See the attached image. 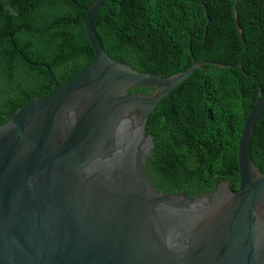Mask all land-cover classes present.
<instances>
[{
    "label": "water",
    "instance_id": "1",
    "mask_svg": "<svg viewBox=\"0 0 264 264\" xmlns=\"http://www.w3.org/2000/svg\"><path fill=\"white\" fill-rule=\"evenodd\" d=\"M103 1L86 8L92 58L62 83L45 65L54 87L0 124V264H264V170L249 154L263 90L239 135L238 187L164 192L144 169L147 116L202 63H226L196 60L190 42V66L169 75L114 59L92 27Z\"/></svg>",
    "mask_w": 264,
    "mask_h": 264
},
{
    "label": "trees",
    "instance_id": "2",
    "mask_svg": "<svg viewBox=\"0 0 264 264\" xmlns=\"http://www.w3.org/2000/svg\"><path fill=\"white\" fill-rule=\"evenodd\" d=\"M93 1L0 0V124L30 97L54 87L45 65L62 83L92 58L84 20ZM234 2L104 0L92 19L108 54L139 71L169 75L188 68L189 42L196 60L226 63H202L147 116L153 146L144 169L164 192L201 195L222 180L239 185V135L259 89L264 96V0H237L243 39ZM203 3L210 17L206 32ZM249 154L264 170V110Z\"/></svg>",
    "mask_w": 264,
    "mask_h": 264
}]
</instances>
